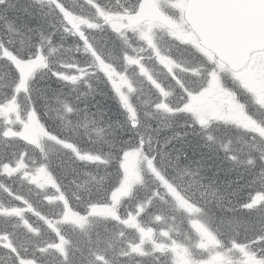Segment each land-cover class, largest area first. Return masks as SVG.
Returning <instances> with one entry per match:
<instances>
[{"label": "trees", "instance_id": "16d2710c", "mask_svg": "<svg viewBox=\"0 0 264 264\" xmlns=\"http://www.w3.org/2000/svg\"><path fill=\"white\" fill-rule=\"evenodd\" d=\"M99 2V0H97ZM101 7H104V3L99 4ZM38 12L31 17H28L26 13L21 16L20 21L18 22V26L23 27L24 29L29 30H37L40 29V33L44 32L45 28L49 30L56 29L61 30L63 33V30L65 29V25L60 22L59 24L51 23L54 22V19L49 18L47 21L44 19V17H38ZM37 16V19H33V17ZM8 18L14 19L13 23L15 22L14 16H9ZM50 24V25H49ZM49 25V26H48ZM43 30V31H42ZM22 43L24 46H29L32 49V53L34 50L38 51L39 49H44L50 52L51 46L49 45V39L48 35L41 38L39 37L36 41H30V39L23 40ZM54 46L53 44H51ZM25 56V55H24ZM100 86L97 87V89L92 92V96L95 97L98 92H101ZM107 90L110 91L113 99H115V102L118 105V111H120L121 115V122L113 121L117 126H128L131 127L135 126L142 132L146 130L148 126L153 127L154 129L159 126L161 128H164L167 126L165 123V120H160L159 117L163 116L165 119L167 118H176V120L181 119L183 120V127L179 130H175L172 126L169 133L165 135V137H168L166 141L169 139L172 142H175L180 144V140L185 137L186 139L189 137V133H197V137L199 135H202L208 139L211 142H215V140H218V138H221L222 135L225 133V131H228V133H231L232 135V142L229 143L228 148L230 147V151L234 152L233 154L230 153L229 159L231 162L240 161L242 163H249L252 160H255L254 157L251 156V154L248 151H244L241 149L240 142L244 141L245 136L242 134H239L237 131L233 132L230 127L226 124L222 125L219 122H214L212 126L203 128L199 130L197 128V122L195 119L192 118L191 115H187L181 108L180 112H164L161 109H156L155 107H151L148 103V101L143 100L137 102L136 108V117H133L130 115L129 111L126 110L125 105L122 103L121 99L118 98L115 88H113L110 85H104ZM53 90H58L55 87H51L50 92ZM87 104V103H86ZM94 104V98L93 101L88 103L85 106V110H87L88 105ZM145 106V109L149 108V111L153 112L150 115L144 116L142 115L143 111L141 110V107ZM151 109V110H150ZM102 111L105 112L104 109ZM103 112L102 116L104 118L102 119H108L106 114ZM60 113L63 115H66V119L62 120L60 118L53 119L51 123L49 124V128L52 130V125H55V135L58 136L56 144H60L65 149H60L54 156V158H51L49 161V167L54 173V176L56 177L57 181L59 182V189L61 190V197L64 199L65 203L70 204L69 206L72 211L76 213H82L84 214L85 210L88 207H91V205L96 204H102V202H108L111 203L112 196L115 193V190L120 188L121 186H124L126 182V176H127V169L126 165L130 164L131 158H133L134 161H138L141 164L138 165V177L134 183V186L132 187L131 193L125 197V199L122 201V204H125L123 206V209L129 208L134 213L143 214L140 217V220L143 224H147L148 220H153L156 225H160V228L155 227L156 230L162 231V234H164V237L159 240V242L154 243L161 244L165 247H168V244L177 245V244H185L187 246H191V242H194V246L192 248L197 247L198 245V235L194 233L191 229V223L194 220H202L205 221L204 223L213 230L212 232H215L216 238L219 240L220 245L219 248L221 250L223 244H229L228 252L233 251V243H236L237 245H242L243 242H249L252 243V235L257 234L259 232H264V222L261 223V220H257L253 223H247L248 226H239L236 225L234 222V214H230L231 212H224L220 213L217 203L214 201V198L212 197L211 191H209V194L204 195L202 199H198L199 197L196 194H189L188 191H186L183 187L176 184V182L168 179L167 177H164L160 174V168L161 161L159 160V156L157 155L156 151H151L149 148L150 142L146 139L144 142H137V143H127V140L121 139V137L115 133V130L110 126L105 132H97L96 129H92L93 132L89 134V129L83 130L81 127H79L78 123H75L74 121L70 120L67 115H71L72 109H64ZM154 114V115H153ZM73 115V113H72ZM149 120L150 122H148ZM157 120V121H155ZM150 123V124H149ZM128 124V125H127ZM109 126V125H108ZM192 126H194L192 128ZM229 127V128H228ZM99 128H103L102 126H99ZM148 131H150L148 129ZM227 133V134H228ZM154 136V135H153ZM245 142V141H244ZM236 147L240 148H235ZM99 148V152H98ZM79 151V152H78ZM77 152L78 155H80L84 160L87 161L86 163H81L78 161L77 158ZM68 156L69 158L73 159L75 162H78L80 165H84L87 168H103L105 170V173L101 174L100 178V185L95 189V193L93 192V188L89 187L91 190V195L87 199L81 198V200H74L70 196V194L66 191L64 187V183L61 181V172L57 167V163L59 160L63 159V157ZM259 164V163H258ZM227 167V166H226ZM226 167H222L218 169L217 173L219 176H222V174L225 172ZM229 167V166H228ZM57 168V169H56ZM198 176L200 177L199 181H195L198 185H201L200 182L203 181V184L205 183L207 187H209L205 175L196 171ZM243 174H245V177L249 178V174L243 171ZM205 177V178H204ZM132 181V180H131ZM183 182V181H182ZM181 183V182H180ZM228 181H225L223 184H227ZM63 189L61 188V185ZM58 186V185H57ZM246 186L249 188V191H253L254 193L252 195H256L259 192V189L264 190L261 188V186L257 184L249 183L243 187L244 189ZM170 187L178 188L179 196H180V202L181 205L177 208V203L173 200L171 195H165V197H162V194L159 191H166L169 193L168 189ZM210 188V187H209ZM149 190V196L146 199L143 200H136V203H133V200H135L136 195L142 191V190ZM97 192V193H96ZM26 194V193H24ZM161 194V195H160ZM196 195V199L195 196ZM26 195H24V198ZM242 197L245 198V195L242 194ZM42 199V198H41ZM175 203V205H174ZM253 201H248L244 205V211H253V212H260L261 210H255L253 206ZM231 203L225 204V210H229V207L231 206ZM66 206V204H65ZM64 207V204L61 205V208ZM175 207V208H174ZM195 213H193V210ZM32 210V209H31ZM123 211V210H122ZM170 212L174 216L169 219L171 214L168 216V219H165L163 216V212ZM24 214L23 216L29 214L30 209L25 208L23 210ZM124 212V211H123ZM41 214L37 217H40L42 221H45L50 218L53 220V216L42 214L39 211H34L33 214ZM226 213V214H225ZM224 217V218H223ZM95 220V219H94ZM180 221L179 225L176 226L175 221ZM91 222V221H90ZM158 223V224H157ZM145 224V225H146ZM13 225V224H12ZM10 223L9 226H12ZM19 228L24 230L26 237L30 234L34 233L32 230L29 229L28 224L26 223H20V225H17ZM87 228L84 230V233L79 231V227L74 226L75 233H82L84 235H87L90 238L96 239L94 242L100 240L101 238L105 239L110 238L114 239L115 236L112 235V233H116V231L106 232L105 228L101 229L100 231L97 230V232L94 234H89L92 229H94L97 226H94L93 223H89L86 225ZM186 226V227H185ZM184 227V228H183ZM183 228V229H180ZM120 233L122 234V238H119L120 243H124L128 241L129 239L138 240L139 237L137 236H129V231L126 229V227H122L120 230ZM104 236H100L99 235ZM81 234V236H83ZM112 235V236H111ZM172 235V236H171ZM80 236H77L75 238H78ZM98 237V238H97ZM31 239V238H30ZM118 240H116L117 242ZM93 242V241H92ZM90 243V247L92 249L91 253L94 256V259L98 257L97 251L94 246L95 243ZM152 243V242H151ZM163 243V244H162ZM130 246L128 243H125V247ZM75 250V264H87L92 263V260H88L85 256V253L82 252V249H79V246H74ZM132 247V246H130ZM140 247V246H139ZM114 252L117 251L116 249L113 250ZM125 252V251H123ZM174 253V252H173ZM173 253H167L166 255L161 251V249L155 247L154 245L149 246L146 252H141V247L138 250H134V252L128 248L127 253H121L120 251H117V254L121 256L122 258L126 259V262L124 264H177L176 257L173 255ZM23 255V252L20 251V249L17 250L15 253V258L21 259ZM91 256V254H90ZM71 263V264H74ZM0 264H3L0 262ZM16 264V263H13Z\"/></svg>", "mask_w": 264, "mask_h": 264}, {"label": "bare ground", "instance_id": "6f19581e", "mask_svg": "<svg viewBox=\"0 0 264 264\" xmlns=\"http://www.w3.org/2000/svg\"><path fill=\"white\" fill-rule=\"evenodd\" d=\"M88 1L89 0H0V22L3 21L2 24L0 23V31L2 32V38L5 41L4 44L9 47L11 52L15 54L17 53L21 56L25 55V58H28L32 53V49L29 46H24L19 43H25L23 40L27 38L30 39V41H36L39 37L41 38V36L45 37L48 35V39L53 45L62 47L64 51L72 50L75 47V44L72 42V39L65 36L61 30L59 31L54 28L48 31V29L45 28L44 32L40 33V29H24L23 27L18 26V23H13L14 19H5V17L9 15V12H13L14 14L17 10L24 14L26 13L28 17H32L34 13L36 14L38 12V17H44L46 21L49 18H52L54 19V22L51 23L59 24L60 22H66L65 15L62 12L63 10L68 12L74 11L75 17L80 16L85 12L89 13L90 10H93L92 4ZM2 55V48H0V73L5 71L8 67L7 63L2 59ZM181 61L184 64L185 74H193L192 71L196 67L195 58L183 57L181 58ZM97 76L99 77L101 84L99 88L102 90L101 92H98L99 94H97V96L95 95V97H93L87 89H73L70 88L68 84L63 82L60 83L59 81L48 77V75H43L38 85L42 88L33 89L35 94L34 99L40 104L44 116L50 118L56 117L63 120L66 115L64 116L60 112L64 110V104H70L73 115L71 113V115H67V117L75 123H78L79 127L83 130L89 129V134L93 132L91 128L96 129L97 132H105L111 126L114 129L118 128V130H115V133L118 134L121 139L127 140V143L144 142L147 139L150 142V150L156 151L159 156L158 158L161 161V166H163L160 168V174L162 176L176 182L177 185L179 183L189 194H196L199 197L198 199H202L204 195L209 194V191H211V195L217 203L219 212L222 214L228 211L231 212L230 214H234V222L236 225L244 227L248 226L247 223H253L257 220H261V223L264 222V208L260 212H245L243 208L246 202L250 201L252 194L254 193L253 191H249L247 186L245 189L243 187L246 183L261 185L262 182L258 162L252 159L246 164L240 161L231 162L228 156L230 153H234L230 151V147L228 148L229 143H231L233 139L231 133L225 131L221 138H218L215 142H211L206 139L203 134L197 137V133L190 132L188 134L189 137L187 139L183 137L180 140V144L177 145L170 139L166 141L168 137H165V135L169 133L172 126L175 130L181 129L184 125L183 120L181 119H165V117L160 116L159 119L165 120L167 126L164 128L157 126L155 129L148 126L144 132L135 126L131 127L128 124V126H117L113 121L117 119L116 121L121 122L122 114L117 110L118 105L115 102V99H113L110 91L103 86V78L100 77L98 73ZM92 82L95 84L96 81L92 79ZM165 82H168V78H165ZM52 86L58 90L50 92ZM73 87L81 88L82 85L77 84ZM171 88L176 94L178 93L173 86H171ZM140 95L143 96L142 93H140ZM93 98L94 104L88 105V109L85 110V106L92 102ZM139 104H141V102H139ZM102 109H104L105 112L102 111ZM141 110L143 111L142 114L147 116V110L144 105L141 107ZM103 112L106 114L108 118L107 120L102 119L104 118V116H102ZM147 121L150 122L149 120ZM99 126H102L103 128H99ZM148 129L150 131H148ZM233 147L235 146L233 145ZM99 151L98 148V152ZM15 157L16 153L9 148L8 151L0 156V161L3 163L7 159L9 160ZM57 167L58 169H56L61 172V181L64 183L66 191L70 194L72 199L78 200V202L81 198L87 199L90 197L92 192L89 187L93 188V192L95 193V189L101 182V174L105 173L103 168H87L86 166L75 162L68 156L59 160ZM222 167H226V169L222 176H219L217 171ZM201 170L205 175L210 188L207 187L205 183L203 184V181L200 182L201 185H198L195 182L200 179L196 171L201 173ZM243 171L250 175L249 178L245 177ZM225 181H228V183L223 184ZM159 192L162 196L165 194V191ZM149 193L148 189L140 191L136 195L135 200H133V203H136V200L146 199L149 196ZM242 194L245 195V198L242 197ZM196 195L194 196L195 199ZM0 196L4 198V196ZM228 203H231L232 205L229 207V210H225L224 205ZM30 206L33 211H39L44 214V211L41 207H38L39 205H37L35 200H33ZM196 223L201 227H207L198 222ZM3 229L8 230L7 233L18 240L26 238V235L23 232L24 230L16 225L9 227L5 225ZM96 232L97 229L94 228L89 234H95ZM70 236H80L78 238L71 237V240L76 247L79 246V249H82V252L85 253L86 258L89 260L92 251L90 243H93L96 239L90 238L87 235L81 236L73 231L70 232ZM100 236L103 237L104 233ZM42 239L45 242L52 241L49 234L44 235ZM94 243L96 244L94 246L96 249L105 250L106 252L99 255L93 264H99L98 259L104 256L113 260L104 262L103 264H121L119 260L115 258V253L113 251L114 248H107L103 238Z\"/></svg>", "mask_w": 264, "mask_h": 264}, {"label": "water", "instance_id": "95a60500", "mask_svg": "<svg viewBox=\"0 0 264 264\" xmlns=\"http://www.w3.org/2000/svg\"><path fill=\"white\" fill-rule=\"evenodd\" d=\"M202 2H200L199 4H196V2H194L193 4H196V6H193L191 10V12H194L195 16H198L199 12H200V6H207V4H210V10H211V15H213L216 19H221L216 20L214 23H210L209 20H207L206 18L204 19L203 17L199 16L201 19L198 20V23H196L192 18V13L189 11L188 14V21L192 24V26L194 25L195 27H198V30L201 32L202 34V38L205 40L204 43L210 47L212 50L217 51L225 46H227V42L231 41V44L234 45V48H240L238 46L244 47L245 44L247 47L253 48L256 46V44L259 42V39L261 40L263 36H257V33H254V37L248 36V34H244L243 30L245 29V26L243 27V29L241 30V33L239 31H237L236 29H234L233 27L227 26V22L229 21L230 24L235 21L237 19V16L234 14V12H232L233 10V6H225L224 3L220 0H201ZM254 3V11L256 14L260 15V16H264V1H259V0H251ZM207 3V4H206ZM192 4V5H193ZM221 12V13H220ZM237 13V11H236ZM238 14V13H237ZM157 18H160L159 15L157 16ZM162 19V18H160ZM228 20V21H227ZM255 21L256 23H258L261 26H256L255 27L257 29H262L261 27H264V20H254V19H250ZM227 21V22H226ZM226 22V23H224ZM193 26V27H194ZM196 29V28H195ZM243 31V32H242ZM214 32V33H212ZM223 36L222 38L218 37V35ZM264 45V44H263ZM217 47V48H216ZM226 52H228L229 54L232 53L230 50L222 52L219 55L220 57L223 56V54H225ZM219 53V52H218ZM224 57V56H223ZM228 63H230L228 61ZM32 63H27L26 65H21L23 72L27 74L31 73L34 69L33 68ZM20 68V66H18ZM37 140V137L35 134H33V138L29 141L30 142H35Z\"/></svg>", "mask_w": 264, "mask_h": 264}, {"label": "rangeland", "instance_id": "374dc122", "mask_svg": "<svg viewBox=\"0 0 264 264\" xmlns=\"http://www.w3.org/2000/svg\"><path fill=\"white\" fill-rule=\"evenodd\" d=\"M165 1V0H164ZM186 1L187 0H176L173 5H175L177 7V9H179V14H178V18H176L177 22L176 24L178 25L176 28V30H174L173 32H170L171 34V37L173 38H177V39H181L183 42H189V41H193V36L192 35H189L188 33H184L182 30H183V25L180 26V12L183 13V11L185 10L186 8ZM183 23V22H182ZM72 24L74 26L78 25V22L77 21H74L72 20ZM179 29V30H178ZM249 72V71H248ZM248 74L247 73H243V74H240V77H238L240 80H242V78H245L247 77ZM252 82L254 83V90L256 91L257 93V96L254 95V100L255 101H260V100H263L264 102V87H261V83L260 82H255L254 80H252ZM259 87V88H258ZM216 94V91L211 89V90H208V91H202V93L197 97L195 96L197 99L195 100V104H193L194 106H198L199 107H203L205 111H207L208 109L207 108H211L212 111H214V114L219 116V114L223 115V117H226V113H222V111L220 110L219 111V108L220 106H218L217 102H216V96L214 95ZM257 99V100H256ZM224 102L226 103V106H229L230 108V113L228 114V116H232L234 119L236 118L237 120L240 121V124L246 128L247 125L249 124L250 126L253 125V122L250 120H245L242 116H240V113H241V109L239 106H237L236 103H234L233 101V98H231L230 96L228 98L225 97L224 99ZM215 108H218V109H215ZM29 167L27 166L26 167V170L28 169ZM24 174V172L22 173ZM47 184L46 181H44V183L42 184H39L37 185V188H41L43 189L44 188V185ZM49 205H53L52 203H49ZM57 223V222H56ZM58 226H62V224H58ZM59 243V242H58ZM61 243V242H60ZM202 246H199V249L201 248ZM60 248H61V245H57V246H53L51 250H53V252H57L60 251ZM51 252L50 251H47L45 254H44V257L45 260L48 259L51 260V261H55V255H56V258L58 257V255L55 253V254H50ZM176 254H180L178 252H175ZM199 253V252H198ZM47 261V260H46ZM249 261L253 264H255V261L254 259L251 260L249 259ZM29 264H38V263H35L34 261H28ZM56 263V262H55ZM185 263V262H184ZM182 263V264H184ZM204 264H211V261L207 260L206 262H204Z\"/></svg>", "mask_w": 264, "mask_h": 264}]
</instances>
